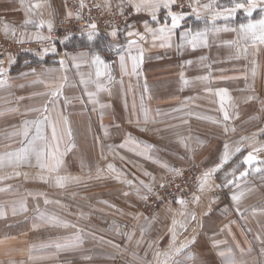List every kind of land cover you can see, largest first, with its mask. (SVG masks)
<instances>
[{
	"label": "crops",
	"instance_id": "crops-1",
	"mask_svg": "<svg viewBox=\"0 0 264 264\" xmlns=\"http://www.w3.org/2000/svg\"><path fill=\"white\" fill-rule=\"evenodd\" d=\"M69 1L0 0V39L28 43L46 37L49 21L53 31L58 20L74 17ZM98 1L128 17L124 33L75 38L36 57L11 54L9 62L0 65V264H163L165 257L157 253L165 252L170 253L168 264H227V256L220 253L229 249L237 264H264V173L254 171L264 168V45L257 51L239 34V25L259 19L227 26L237 31H224L223 25L212 28L204 22L222 11L204 7L212 2L189 0L196 11L187 12L169 47L151 39L144 23H156L145 12L136 14L127 0L123 7L121 0ZM165 17L161 8V23ZM129 31L147 39L129 37ZM185 32L206 33V44L193 48ZM129 39L139 44L131 54ZM141 50L143 62L137 74H131V56ZM97 55L114 83L108 84L106 76L97 81ZM121 55L129 74L121 68ZM97 83L110 91H98ZM58 88L59 97L44 95ZM221 88L229 94L223 102L227 121L215 94ZM44 117L48 119L40 138L34 125L25 138V122ZM56 144L58 170H42L44 158L38 161L31 149L46 151L51 165ZM225 144L229 160L211 174L203 190L199 188L194 197L198 201L165 205L152 216L141 210L148 190L140 181L158 184L172 167L191 163L204 174L220 163ZM25 147L30 149L26 160L17 163L9 157ZM249 152L257 160L252 168L241 162ZM234 169L236 177L244 170L249 174L226 184ZM57 176L69 178L65 187L56 185ZM52 218L68 226H53ZM66 243L80 246L55 247Z\"/></svg>",
	"mask_w": 264,
	"mask_h": 264
},
{
	"label": "snow or ice",
	"instance_id": "snow-or-ice-1",
	"mask_svg": "<svg viewBox=\"0 0 264 264\" xmlns=\"http://www.w3.org/2000/svg\"><path fill=\"white\" fill-rule=\"evenodd\" d=\"M199 2V0H197V3ZM128 5H130L131 7L134 8L135 13L136 14H140L141 12H145L147 13L150 17L151 20L153 22L156 23L157 27H149L148 23L145 22L144 23V27H145V31L147 33L151 34V39L153 41L156 40H162L165 41L166 45L171 47V38L173 36V34L175 33L176 29L181 28L182 26V21H184L187 17V13L184 12H174L172 10V7L174 5L177 4V0H127ZM124 6V0H121V7ZM193 12L196 11V8L193 7V5L191 3H189L187 5ZM261 7V10L264 11V0H259V4L257 3V0H232V6L231 7H224L223 12L227 13L226 16H224V19H228L229 17H231L238 9L243 10L249 17L252 16L253 11L258 7ZM35 7H39V4L35 5ZM81 7H84L83 3L81 2ZM204 7L207 8H212L214 7V5H210V4H206L204 5ZM161 8L166 10V17L163 21V23H161L160 19L158 18V13L160 12ZM124 13L121 12V15H123ZM69 16H71V13L68 14ZM222 15L221 12H217L216 16L213 19L219 18ZM169 18H170V22H169ZM26 23L28 24H32L33 21L28 20ZM39 27L43 28L44 27V23L41 22L39 24ZM91 28L95 29L97 27V25L95 23L90 25ZM47 28L48 31L51 32L52 28H53V23L51 21H49L47 23ZM216 30V29H214ZM224 31H237V29H230L227 26L224 27L223 29ZM15 34V33H13ZM239 34L240 36L245 40V41H251V46L256 49L257 51L259 50V47L261 45H264V18H261L255 22H249L248 24H241L239 25ZM111 35L113 37H115L117 35V32L114 30ZM127 35L129 37H139L140 41H144L147 39V37L145 35H142L139 32L136 31H129L127 33ZM184 37L187 43L191 44V46L193 48H195L197 46V43H205L206 44V33L204 32H196L194 35L189 33V32H185L184 33ZM93 34L89 33L88 35V39L92 40ZM48 39H50V37H48ZM133 47H137L139 48V44L137 43V41L135 39H129L128 44H127V50L129 51V54H131V49ZM49 51L48 48L43 49L44 54H47ZM52 52L56 51L55 47H52L51 49ZM117 51L119 52V48H117ZM243 51L245 53H247V48L243 49ZM9 59H11V57H9ZM75 59V58H73ZM131 59L133 61V65H132V73L131 74H137V69L139 68L140 64H142L143 62V52L141 50L140 54L138 56H131ZM120 61H121V68L124 71L125 74H129L126 64H125V57L123 55L120 56ZM3 61L2 59H0V64H2ZM94 63L97 66V71H96V78L97 81L100 79L101 76H106L107 77V82L108 84L114 83V78L111 76V74L108 71V66L105 65L104 61L100 58L99 55L95 56L94 58ZM61 64L63 65V61H61ZM4 73V69L2 67H0V76H2ZM255 69L253 70V75H255ZM81 83H84L85 85H87L88 81H84L82 79ZM185 83H188L187 81H185ZM4 81L2 79H0V86H3ZM63 87V85H61V88ZM97 90L98 91H110L109 88H106L104 85H101L100 83L96 84ZM89 96V99L92 102H96L93 97L94 94L89 92L87 93ZM216 95H218L221 99V111L224 112V120L227 121L229 119V115L228 112L224 110V100L226 97H228V89L227 88H221L219 89L216 93ZM44 95H47L49 97H59L61 95V91L60 89H56L54 91L45 93ZM249 99H255V97H249ZM143 100V98H142ZM51 103H56L55 100H51ZM102 107H106V105L102 106ZM38 111V109H36ZM47 107L45 106L44 111H47ZM47 117H44L43 121H26L25 122V127H24V131H23V135L25 136V138L28 137V131H29V126L30 125H34L36 127L37 130V138H40V131H41V126L44 123V121H47ZM140 121L137 120V123H139ZM145 123L148 122L147 119V112H145ZM66 123V122H65ZM142 131L146 130V129H141ZM225 131H227V127L225 128ZM234 131V129H233ZM67 134L70 136L71 135V130L70 128L67 130ZM58 137V131H57V126L55 124L52 125V139L55 141L57 140ZM129 140H131V137L129 136ZM30 143H34V141L30 142ZM132 143L136 144L137 147H139V142L137 141H132ZM181 143H183V141H181ZM123 147V145H121ZM228 145L225 144L224 145V152L221 158V161L218 165H216L215 168L209 169L207 171H205V173L203 174L202 180H201V190H203V187L205 184L208 183V179L211 176V174L215 171H218L220 168L223 167L224 164H226L229 160V151H228ZM29 147H25L21 152H17V153H10L8 154L9 157L14 158L15 161L17 163H19L22 160H26L28 155H29ZM32 152L35 153V155L37 156L38 161L41 160V158L43 157L44 160L42 163H40V167L42 170H47L49 172H56L58 170L59 167V145L56 144L51 152V160L52 163L51 165H49L47 157H48V153L46 151H41L39 149L36 148H32L31 149ZM236 151H240L239 148L236 149ZM256 151H259V149H257ZM244 165H247L249 168H252L254 164L257 163L256 160V156L252 153L249 152L241 161ZM3 163V157H0V164ZM164 167H167L166 165H162ZM108 168L112 171H115V168L113 165H108ZM169 171H173V172H178L177 169H169ZM255 172H261L264 173V168L261 167H255L254 168ZM236 170L234 169L233 172L231 173V178L229 177H225V181L226 184H235L237 182L238 179L243 178L245 176H247L249 173L247 170L241 171L240 172V176L236 177ZM145 175H149L151 176V173H145ZM41 179L47 183V179H45L44 177H41ZM68 177L65 176H57L55 183L58 187L63 188L65 187L66 182L68 181ZM73 179H78V178H73ZM154 179V177H153ZM129 183H131V181H129ZM140 184H142L149 192L152 191V188L150 185L144 184L143 181H140ZM161 187H163V185H161ZM0 191H3V189H0ZM125 195H128V193H124ZM143 199H147V196H144ZM196 201H198V197L194 198ZM233 200H239V197L237 196H233ZM47 202V201H46ZM181 205L185 204V201L183 200H179L178 201ZM21 209L26 211V208H24L23 204H21ZM237 211H239V209H237ZM13 212L15 213V209H13ZM192 219L195 220V216H192ZM49 223H51L53 226H65L67 227L68 225H61V222L56 220L55 218H52L51 220H49ZM175 223V222H174ZM181 227H183V225H181ZM129 239H131V235H129ZM173 244H175V240H176V236L175 233H173ZM79 243H74V244H57L55 247L57 248V250L60 249H67V248H73V247H79ZM176 251L178 252L179 249H176ZM160 255H163L165 257V260L163 261V264H168V260L170 259V253H157V256L159 257ZM220 255L222 256H227V264H237L235 258L231 255V249L228 250L227 253L225 252H221ZM38 257H32V259H37Z\"/></svg>",
	"mask_w": 264,
	"mask_h": 264
},
{
	"label": "built area",
	"instance_id": "built-area-1",
	"mask_svg": "<svg viewBox=\"0 0 264 264\" xmlns=\"http://www.w3.org/2000/svg\"><path fill=\"white\" fill-rule=\"evenodd\" d=\"M209 1V0H203ZM81 2L84 7H81ZM68 8L74 12V17L56 22L53 31L46 37L34 40L30 43H20L13 39H0V59L6 65L11 53L21 56L30 55L36 57L43 53V49L58 48L75 38L93 35H106L114 30L124 33L127 29L128 17L108 10L98 0H71ZM186 8L178 7V12ZM95 23L97 27L91 28ZM50 37V39H48ZM178 172L168 171L165 178L158 184L152 185V191L147 192V199L143 201L141 210L149 215H154L165 205H175L179 200L188 202L198 193L200 181L203 176L202 168L197 164L187 166H174ZM163 185V187H161Z\"/></svg>",
	"mask_w": 264,
	"mask_h": 264
},
{
	"label": "rangeland",
	"instance_id": "rangeland-1",
	"mask_svg": "<svg viewBox=\"0 0 264 264\" xmlns=\"http://www.w3.org/2000/svg\"><path fill=\"white\" fill-rule=\"evenodd\" d=\"M214 1L215 0H213V1L212 0H209V1L200 0V3L212 2V5L216 6V9L222 11L221 12V13H223L222 17L226 16L227 13H224L223 9H224V7H231L232 6V0H218L217 3L216 2L214 3ZM69 2H68V4H69ZM189 3H190L189 0H177V4L175 5L174 12H178L177 11L178 7H179V9H180V7H181V9L182 8H186L185 10H183L184 13L191 12L192 10L187 6ZM193 7H195V5H193ZM258 7H260V6H258ZM263 17H264V11H262L261 8L257 12H254L251 17H249L243 10L238 9L231 17H229L226 20L225 19L224 20H219L217 18V19H213V21H211V22L207 21V22H204V23H205L206 26L208 25V26H210L212 28H215V27H218V26H221V25H223V26H232V25L240 24L242 22H247V21H251V20L261 19ZM218 21H223V22H218ZM207 23H209L210 25L207 24ZM32 41H34V40H32ZM32 41H29L28 43H30ZM20 43H24V42H20ZM11 54L12 55L16 54V55H18L20 57H24V56H21L20 54H18L16 52L15 53H11ZM11 54H9L8 60H9V57H10Z\"/></svg>",
	"mask_w": 264,
	"mask_h": 264
}]
</instances>
